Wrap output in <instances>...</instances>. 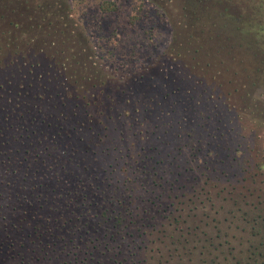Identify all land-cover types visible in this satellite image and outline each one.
<instances>
[{"label": "rangeland", "instance_id": "rangeland-1", "mask_svg": "<svg viewBox=\"0 0 264 264\" xmlns=\"http://www.w3.org/2000/svg\"><path fill=\"white\" fill-rule=\"evenodd\" d=\"M52 1L97 78L60 95L111 97L112 117L118 96L130 108L140 98L142 123L99 118L91 153L65 163L49 143L1 131L0 264H137L202 218L229 216L244 249L264 218V0ZM12 68L0 69L2 105L27 89V77L5 78ZM35 117L32 137L56 130L54 112Z\"/></svg>", "mask_w": 264, "mask_h": 264}, {"label": "trees", "instance_id": "trees-1", "mask_svg": "<svg viewBox=\"0 0 264 264\" xmlns=\"http://www.w3.org/2000/svg\"><path fill=\"white\" fill-rule=\"evenodd\" d=\"M60 6V3L56 4L52 0H0V69L13 66L14 71L5 78L17 76L18 82L24 76L29 79L25 83L27 89L20 92V96H14L10 104L2 105L0 100V133L11 128L18 131L14 138L15 144L22 145L25 138L26 145L31 140L49 143V149L55 151L53 160L59 159L65 163L75 158L81 159L87 152L91 153V128L94 129L93 124L99 118L115 119L126 128L141 124L142 121L135 113L136 106L141 105L140 98L133 99L134 105L130 108V96H118L113 103L116 112L112 117L104 113L105 110H111V97L104 96L106 100L99 103L95 96L60 95L62 92H58L59 89H66L70 84L81 86L88 78L93 79L87 61L90 50L82 42L86 40L73 33L70 25L57 20L59 16L56 13ZM99 9L110 11L115 6L112 1H103ZM23 65L26 71L21 69ZM96 79L87 86H92ZM51 89L55 96L49 94ZM101 103H107L108 106ZM93 106L97 110L91 114L86 112ZM47 110L54 112L53 120L56 122L53 125L56 130L39 140L36 136L32 137L37 133L35 116L46 115ZM22 134L24 138L21 140L18 137ZM95 215L104 220V213ZM230 218L211 219L213 223L202 218V223L186 234L189 238H177L176 246L167 251L162 250L165 247L160 242L147 260L145 256L137 264H264V218H252L249 232L253 239L250 241L248 238L250 242L244 249L239 248L238 253L234 252L236 249L232 243L236 241L239 229ZM168 236L171 238L169 243L173 245L174 236ZM219 237H222L221 240ZM137 247H130L128 251L131 256L136 253L134 249Z\"/></svg>", "mask_w": 264, "mask_h": 264}]
</instances>
